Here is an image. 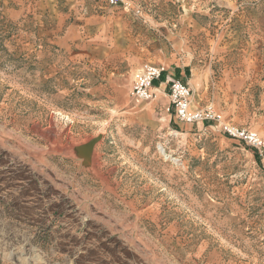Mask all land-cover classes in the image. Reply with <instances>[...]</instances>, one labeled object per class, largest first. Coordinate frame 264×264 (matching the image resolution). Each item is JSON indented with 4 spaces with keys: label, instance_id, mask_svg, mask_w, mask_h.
<instances>
[{
    "label": "rangeland",
    "instance_id": "rangeland-1",
    "mask_svg": "<svg viewBox=\"0 0 264 264\" xmlns=\"http://www.w3.org/2000/svg\"><path fill=\"white\" fill-rule=\"evenodd\" d=\"M152 3L200 25L216 119L132 98L153 59L58 45L52 0H0V264H264V158L226 129L264 136V0Z\"/></svg>",
    "mask_w": 264,
    "mask_h": 264
},
{
    "label": "crops",
    "instance_id": "crops-1",
    "mask_svg": "<svg viewBox=\"0 0 264 264\" xmlns=\"http://www.w3.org/2000/svg\"><path fill=\"white\" fill-rule=\"evenodd\" d=\"M153 1L169 0H132L131 6L141 9L140 13L125 6L111 7L107 0H52L57 18L54 26L58 28L56 31L53 26L52 32H64L59 35L58 45L83 44L85 54L97 49L100 54L106 50L105 55L108 52L112 55L114 50L129 58L153 59L165 69L155 82L156 92L159 90L163 94L169 87V79H179L189 84L198 98L194 106L206 105V100L213 105L225 77L216 75L217 64L211 56L204 61L195 57L200 25L192 13L181 14L180 19L182 21L183 17L185 24L180 31H174ZM138 29L151 33V37L141 34ZM172 33L174 35L170 37ZM174 120L180 123L175 114Z\"/></svg>",
    "mask_w": 264,
    "mask_h": 264
},
{
    "label": "built area",
    "instance_id": "built-area-1",
    "mask_svg": "<svg viewBox=\"0 0 264 264\" xmlns=\"http://www.w3.org/2000/svg\"><path fill=\"white\" fill-rule=\"evenodd\" d=\"M112 7L125 6L135 10L137 13L141 9L131 6L130 0H107ZM165 69L152 62L143 63L141 69L136 73L133 81L131 96L140 101H150L155 98V82L159 80ZM168 96L170 103L174 107L175 117L178 121L188 124L200 123L216 119L217 114L212 107L200 108L194 106L193 91L189 84L179 79H169ZM228 133L253 148L264 158V136L258 131L231 127L227 128Z\"/></svg>",
    "mask_w": 264,
    "mask_h": 264
},
{
    "label": "bare ground",
    "instance_id": "bare-ground-1",
    "mask_svg": "<svg viewBox=\"0 0 264 264\" xmlns=\"http://www.w3.org/2000/svg\"><path fill=\"white\" fill-rule=\"evenodd\" d=\"M156 94H157V95L155 96V98L153 99V101H154L155 99H157L159 96H161V95H162V92L158 90V91L156 92ZM159 148H160V150H161L162 152H164V147L162 146V144L159 145Z\"/></svg>",
    "mask_w": 264,
    "mask_h": 264
},
{
    "label": "water",
    "instance_id": "water-1",
    "mask_svg": "<svg viewBox=\"0 0 264 264\" xmlns=\"http://www.w3.org/2000/svg\"><path fill=\"white\" fill-rule=\"evenodd\" d=\"M97 139H94V140H92L90 143H89V147H91V145L96 141Z\"/></svg>",
    "mask_w": 264,
    "mask_h": 264
}]
</instances>
